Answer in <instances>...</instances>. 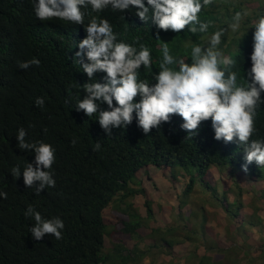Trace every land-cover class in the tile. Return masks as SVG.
Here are the masks:
<instances>
[{"label": "trees", "instance_id": "trees-1", "mask_svg": "<svg viewBox=\"0 0 264 264\" xmlns=\"http://www.w3.org/2000/svg\"><path fill=\"white\" fill-rule=\"evenodd\" d=\"M255 4L258 7L250 11L249 6ZM260 8H264L263 0H213L199 14L201 22L210 25L207 33L193 34L187 28L180 33L160 30V40L156 38L157 29L150 27L138 32L132 28L137 17L134 11L114 13L109 7L92 15L107 18L114 31L121 33L120 39L137 47L148 46L151 59L158 64L162 59L159 45L163 42L167 41L172 53L190 56L193 43L203 46L208 36L225 28L237 11L248 10L250 16L245 18L241 33H229L220 45L225 55L236 60L233 70L243 75L244 68H251L254 29L247 33L248 21ZM88 19L86 16L85 23ZM86 35L83 25L55 18L37 20L29 0H0V190L8 194L7 199L0 198V264H140L153 249L173 256L177 249L189 245L192 251L184 259L186 264H190V258L196 264H218L209 252L225 251L219 243L221 229L238 238L240 233L249 232L247 226L259 228L262 222L259 218L257 222L250 219L254 213L242 214L241 191L230 190L236 194L234 198L229 191L219 194L218 184L208 180V173L228 169L261 181L264 168L253 162L244 172V154L237 142L215 140L211 126L199 127L197 135L187 136L179 128L183 121L178 115L147 136L134 119L127 129H113V137H107L96 121L98 113L89 118L74 109L77 96L83 97L73 85L79 66L74 57L79 51L76 45ZM33 57L40 60L39 66L27 70L18 67V61ZM140 78L154 82L152 72L143 68ZM37 97L45 99L43 110L35 106ZM105 108L106 104L101 105V109ZM20 127L27 130L29 141L44 140L56 149L52 166L56 185L39 196L25 186L22 175L16 180L10 173L14 165L20 164L23 170L25 163L35 160L34 152L17 147L16 132ZM256 128L257 134L252 138L264 137V104L257 109ZM73 138H77L75 146L71 143ZM97 141L101 143L98 152L93 151ZM149 166L162 168L168 179L160 184L162 187L154 184L169 193L163 195V202L157 206L169 215L171 222L152 229L149 250H140L138 244L132 250L118 244L112 252L105 253L109 228L105 214L111 203L125 217L122 232L133 239L140 240L139 232L145 223H159L152 200H145L146 218L133 202L139 195L148 196L138 173ZM181 176L185 187L177 193L173 182ZM195 196H204L202 204L193 201ZM210 198L216 211L213 214L205 208ZM30 204L44 217L60 216L64 220L61 240L49 234L40 241L33 240L29 227L34 220L24 215ZM236 220L241 221L238 228L233 223ZM233 227L235 231L231 230ZM244 257L248 259L246 252Z\"/></svg>", "mask_w": 264, "mask_h": 264}, {"label": "clouds", "instance_id": "clouds-1", "mask_svg": "<svg viewBox=\"0 0 264 264\" xmlns=\"http://www.w3.org/2000/svg\"><path fill=\"white\" fill-rule=\"evenodd\" d=\"M29 2L37 20L55 18L84 26L87 35L76 45L79 51L74 58L79 66H76L78 75L73 79L74 87L83 97L77 96L74 109L89 118L98 113L96 121L107 137H113V129H127L134 119L137 127L147 136L152 129L170 123L172 116L178 115L183 121L179 128L188 133L187 136L197 135L199 127L211 126L215 140L237 142L244 154V172L253 162L264 168V137L252 138L257 134V109L264 104V8L258 9L254 18L248 21L247 33L249 29H254L251 68H244V74L240 75L233 70L236 60L225 55L220 45L229 33H241L245 18L250 16L248 10L237 11L225 28L208 36L203 46L193 43L190 56L172 53L167 41L163 42L159 45L162 59L155 64L148 46L139 44L137 47L135 43L120 39L121 33L114 31L107 18L92 13H101L109 7L114 13L134 11L137 17L132 22V28L138 32L150 27L157 29L156 38L160 40L159 34L163 33H159L160 30L180 33L187 28L193 34L207 33L210 25L201 22L199 14L213 0ZM86 16L89 17L87 23ZM121 18L125 19V15ZM40 63L38 58L33 57L18 61V67L27 70ZM142 68L152 72L154 82L140 78ZM34 103L43 110L45 99L37 97ZM104 104L107 108L101 109ZM44 131L47 132V128ZM27 136L25 128L17 130V147L34 152L35 160L25 163L23 170L20 164L14 165L10 173L16 180L22 175L25 186L39 196L45 189L56 185L52 167L56 162V149L44 140L29 141ZM71 143L75 146L77 138H73ZM100 149L101 143L97 141L93 151ZM149 170L165 175L162 168L152 166L142 171L148 174ZM150 179L153 181L152 177ZM0 198L7 199V192L0 190ZM24 215L34 220L29 227L33 240L40 241L46 234L56 240L63 238L65 222L60 216L44 217L31 204Z\"/></svg>", "mask_w": 264, "mask_h": 264}, {"label": "rangeland", "instance_id": "rangeland-1", "mask_svg": "<svg viewBox=\"0 0 264 264\" xmlns=\"http://www.w3.org/2000/svg\"><path fill=\"white\" fill-rule=\"evenodd\" d=\"M257 7L258 4L250 5L249 9L250 11H253ZM207 177L213 185L218 184L219 194H222L225 191H241V193H243L244 202V209L242 210V214L245 213L247 215H251L254 213L253 216L249 215L250 219L252 217V219L256 221V219L259 218L262 222L261 225H259V228H249V226H247L249 232L244 233V235L240 233L238 238L233 234L232 237L230 233L225 230V228L221 230L218 228L217 231L220 230L221 232V239L219 242L221 246L220 248L225 249V251L219 252L217 249H215L209 252V256L214 258L215 261L218 262V264H264V180H253L244 173L231 172L228 169H213L209 171ZM139 178L142 182V185L147 188L148 196L146 198L145 196L139 195L133 198L135 207L138 209V211L141 212L142 216L146 218L147 212L145 208V200H152L154 202L153 208L156 210L155 214H157L159 223H157L158 221H149L145 223V226L139 232L140 240L133 239L122 232L121 223L125 217L122 215V213L113 208L114 203H111L109 211L105 214V220L109 226L108 234L105 237V253L112 252L114 246L118 244L122 246L124 245L129 250L135 248L136 244H138L140 250H149L150 246L152 245V240L150 239L152 229H155L156 227L168 226L169 222H171L169 215L159 211L157 206L158 203L160 204L161 202H163V195H166L168 193L167 189H158L152 179H150L151 177L149 173L145 174L142 171L141 173H139ZM178 180L173 182L175 183V188L178 189L177 193H179V191H181L185 187L184 177L181 176ZM137 188L139 187L137 186ZM232 192L230 194V197L234 198L233 196H236V194ZM203 198L204 196H202L201 198L195 196V198H193V201L202 204ZM206 204H208L205 205L206 211L209 214H213L215 210L211 207V198L209 200V203ZM255 209L257 210L255 211ZM240 222V220L233 221L234 226H237L238 228ZM220 228H222L221 225ZM231 230L235 231L236 228L233 227L231 228ZM244 240L248 241L243 242ZM191 248L192 246L189 245L188 247L177 249V254H174L173 256H168L166 253H160V251L153 249L149 251L151 252V254H149V256L142 262H140V264H186L184 259L185 257H187L188 253L192 251ZM244 252H246V254L248 255V259L244 257ZM190 259L188 261L190 264L197 263L193 258Z\"/></svg>", "mask_w": 264, "mask_h": 264}, {"label": "crops", "instance_id": "crops-1", "mask_svg": "<svg viewBox=\"0 0 264 264\" xmlns=\"http://www.w3.org/2000/svg\"><path fill=\"white\" fill-rule=\"evenodd\" d=\"M150 172V175H151V177L153 178V181L155 182V183H159V184H162V183H166V179L161 175H157L156 173H161V172H156V173H153L152 171L153 170H149Z\"/></svg>", "mask_w": 264, "mask_h": 264}]
</instances>
